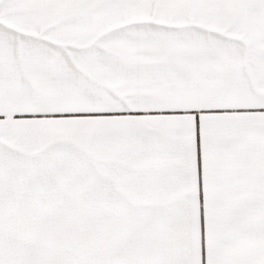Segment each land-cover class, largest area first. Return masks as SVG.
I'll list each match as a JSON object with an SVG mask.
<instances>
[{"label":"snow or ice","instance_id":"obj_1","mask_svg":"<svg viewBox=\"0 0 264 264\" xmlns=\"http://www.w3.org/2000/svg\"><path fill=\"white\" fill-rule=\"evenodd\" d=\"M0 264H264V0H0Z\"/></svg>","mask_w":264,"mask_h":264}]
</instances>
